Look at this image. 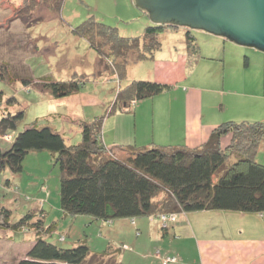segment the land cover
Instances as JSON below:
<instances>
[{"label": "rangeland", "instance_id": "rangeland-1", "mask_svg": "<svg viewBox=\"0 0 264 264\" xmlns=\"http://www.w3.org/2000/svg\"><path fill=\"white\" fill-rule=\"evenodd\" d=\"M26 2L30 4L29 9L25 7ZM56 5L54 0H0V77L4 79H0L4 90L0 108L24 109L16 130L35 120L58 130L67 143H76L81 138L79 119L89 120L105 112L114 98L118 73L69 27L92 14L95 19L116 25L123 34H140L143 26L152 20L136 5V0H62L59 10ZM165 24L159 33L160 47L153 56L130 60L125 76L120 78L121 85L133 78L156 79L187 88L192 84L196 86L195 92L185 98L189 104L197 100L205 124L210 118L218 123L229 119L264 120L263 50L200 27ZM185 27L191 28L199 46L198 53L193 55L195 59L186 66L178 57L180 51L186 57ZM177 66L179 71L185 67L179 78L171 75ZM23 71L31 79L49 73L53 78L78 77L84 82L76 92L53 96L42 89L39 80L26 84L20 77H15ZM163 92L159 98L171 95L179 101L176 91L168 88ZM10 95L16 96V102H8ZM137 102L138 113L134 116ZM152 105L153 97L150 96L136 99L128 111L119 109L117 104L118 111L105 114L103 119L104 144H119L112 135L113 124L120 119L125 127L123 132L131 137V144H176L170 142L176 141L174 138L158 133L157 127L154 129L157 140H152ZM201 142L180 143L193 146ZM5 143L0 139L2 148ZM118 151L116 153L122 156ZM255 159L264 163V141L260 143ZM3 204L10 208L11 220L18 219L30 206L42 207L46 223H56L48 239L62 246L79 240L88 244L90 251L80 264L161 262H156L153 256V252L159 255V249H155L159 246L150 242L145 234L137 236L139 230L130 223L123 224L122 219L114 218L110 224L88 214L64 216L59 208L58 165L47 149L27 151L18 172L8 168L0 171V205ZM230 224L233 230L234 225ZM60 236L64 238L60 239ZM31 237L32 231L0 228V264H14L24 257ZM118 246L121 247L119 252L113 250L110 254H102L104 250ZM184 256L185 261H193L188 243Z\"/></svg>", "mask_w": 264, "mask_h": 264}, {"label": "trees", "instance_id": "trees-1", "mask_svg": "<svg viewBox=\"0 0 264 264\" xmlns=\"http://www.w3.org/2000/svg\"><path fill=\"white\" fill-rule=\"evenodd\" d=\"M54 1L59 10L62 0ZM25 4L29 9V2ZM139 8L147 14L145 9ZM164 25V22L151 21L143 26L140 34H123L116 25L89 14L70 26L118 73L114 98L102 115L79 119L81 138L76 143H67L58 130L35 120L16 130L24 109L0 108V139L6 141L5 147L0 145V171L8 168L18 172L27 151L49 150L59 169V208L64 216L88 214L111 224L114 218L150 215L158 218L164 232L179 213L193 210L258 213L264 220V163L255 159L264 141V120H223L211 128L203 142L193 146L104 144L101 131L105 114L116 110L117 104L119 109L128 111L136 99L171 86L170 82L148 78L120 83L130 60L154 55L161 45L159 33ZM183 33L186 66L195 59L193 55L198 53L199 46L191 28L185 27ZM15 77L26 84L39 80L42 89L53 96L76 92L84 82L78 77L53 78L49 73L31 79L24 71ZM3 94L0 86V99ZM7 98L9 103L17 99L14 95ZM224 136L228 137L226 142H222ZM116 148L122 156L114 151ZM44 213L42 207L30 206L18 219L11 220L10 208L0 205V228L32 231L33 234L25 256L14 264H80L90 251L88 244L79 240L62 246L48 239L56 223H46ZM120 248L111 247L102 254L113 250L116 253ZM156 256L161 264H173L176 260L164 261L160 253Z\"/></svg>", "mask_w": 264, "mask_h": 264}, {"label": "crops", "instance_id": "crops-1", "mask_svg": "<svg viewBox=\"0 0 264 264\" xmlns=\"http://www.w3.org/2000/svg\"><path fill=\"white\" fill-rule=\"evenodd\" d=\"M178 57L182 58L185 64L186 57L181 51ZM175 59L176 57L172 58L173 61ZM184 69L185 67L183 71H179L177 66L171 71V75L179 78ZM172 85L171 83L169 88L177 92L179 101L174 100L175 96L171 95L159 98L163 91L150 96L153 97L152 140H157L154 131L157 127L158 133L176 140L170 142L192 144L199 140L204 141L218 121L210 118V121L205 124L201 115L203 111L197 104V100L192 104L187 102L185 96L195 92L196 86L193 87L194 85L191 84L192 86L187 88L184 85L175 84L173 87ZM138 107L139 102L136 103L134 116H137ZM113 127L115 131L112 136L115 142L130 143L131 137L123 132L125 127L121 125V119L113 124ZM227 138V136L222 137V142H226ZM119 219H122L123 224L134 225L135 229L139 230L136 231L137 236L141 233L147 235L150 242L159 246L155 249H159L160 254L174 255L176 260L173 264H264V220L258 213L216 209L188 211L179 213L166 232L161 230L159 220L154 216ZM221 222L222 225H220ZM230 223L234 225L233 230ZM187 243L190 249L192 248L193 261H185L184 253ZM153 253L156 262H159L155 252Z\"/></svg>", "mask_w": 264, "mask_h": 264}, {"label": "water", "instance_id": "water-1", "mask_svg": "<svg viewBox=\"0 0 264 264\" xmlns=\"http://www.w3.org/2000/svg\"><path fill=\"white\" fill-rule=\"evenodd\" d=\"M154 22L200 27L264 50V0H136Z\"/></svg>", "mask_w": 264, "mask_h": 264}, {"label": "built area", "instance_id": "built-area-1", "mask_svg": "<svg viewBox=\"0 0 264 264\" xmlns=\"http://www.w3.org/2000/svg\"><path fill=\"white\" fill-rule=\"evenodd\" d=\"M163 217H164V216H163ZM170 218H174V217H173V216H170ZM162 224L164 225L165 222H163ZM162 257H163V260H164V261H173V260H175V258H176L175 256H173V255H169V254H168V255H163Z\"/></svg>", "mask_w": 264, "mask_h": 264}]
</instances>
